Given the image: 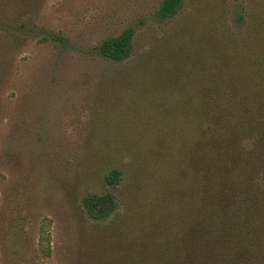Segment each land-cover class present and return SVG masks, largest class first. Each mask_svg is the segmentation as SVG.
I'll return each mask as SVG.
<instances>
[{
	"label": "rangeland",
	"instance_id": "obj_1",
	"mask_svg": "<svg viewBox=\"0 0 264 264\" xmlns=\"http://www.w3.org/2000/svg\"><path fill=\"white\" fill-rule=\"evenodd\" d=\"M162 1L0 0V264H112L145 224L177 207L171 151L187 92L179 69L241 0H188L159 23ZM128 28L132 59H102L99 45ZM138 60L161 72L134 73ZM259 60L262 72L264 46ZM263 162L251 175L259 186ZM113 170L124 173L116 188L105 182ZM106 192L119 211L108 222L89 219L83 199ZM243 221L238 258L264 264V200Z\"/></svg>",
	"mask_w": 264,
	"mask_h": 264
},
{
	"label": "trees",
	"instance_id": "obj_2",
	"mask_svg": "<svg viewBox=\"0 0 264 264\" xmlns=\"http://www.w3.org/2000/svg\"><path fill=\"white\" fill-rule=\"evenodd\" d=\"M187 2L163 0L156 21L176 19ZM240 4L230 23L209 25L194 55L179 69L187 73L183 78L187 92L179 96V146L171 151L179 158L177 207L155 217L154 224H145V232L141 230L129 241V250L111 255L112 264L243 262L238 258L242 256L241 227L247 224L243 218L256 215L264 200L263 183L259 186L251 178L259 161H264L257 159L258 154L264 157V67L262 72L259 67L264 0H241ZM134 35L135 30L128 28L103 41L98 55L115 64L131 60ZM56 40L65 43L61 36ZM145 68L150 74L161 72L143 60H138L133 71L143 73ZM172 153L167 151L166 156ZM123 179L121 170H113L105 182L116 188ZM83 208L89 219L108 222L120 204L112 192H106L85 197ZM47 241L45 237L40 241L45 256L50 255ZM227 257L230 262L225 261Z\"/></svg>",
	"mask_w": 264,
	"mask_h": 264
}]
</instances>
